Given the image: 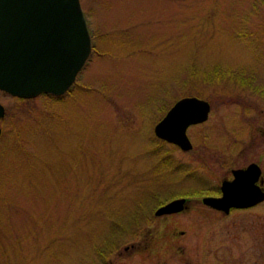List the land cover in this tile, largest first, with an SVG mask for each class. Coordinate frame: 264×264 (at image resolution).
Masks as SVG:
<instances>
[{
	"label": "rangeland",
	"instance_id": "obj_1",
	"mask_svg": "<svg viewBox=\"0 0 264 264\" xmlns=\"http://www.w3.org/2000/svg\"><path fill=\"white\" fill-rule=\"evenodd\" d=\"M79 2L93 50L65 93L0 90V264H264V200L221 217L152 206L211 186L237 149L264 176V0ZM189 94L210 110L182 152L152 127Z\"/></svg>",
	"mask_w": 264,
	"mask_h": 264
},
{
	"label": "water",
	"instance_id": "obj_2",
	"mask_svg": "<svg viewBox=\"0 0 264 264\" xmlns=\"http://www.w3.org/2000/svg\"><path fill=\"white\" fill-rule=\"evenodd\" d=\"M91 49L90 32L79 0H0V90L19 98L41 93L63 94L83 66ZM209 103L196 95L172 102L153 124L156 137L187 149L188 124L206 118ZM4 113L0 103V117ZM259 173L255 162L233 170L221 185V196L207 199L226 210L259 201L261 190L253 184ZM183 198L171 199L154 213L178 210Z\"/></svg>",
	"mask_w": 264,
	"mask_h": 264
},
{
	"label": "flooded vegetation",
	"instance_id": "obj_3",
	"mask_svg": "<svg viewBox=\"0 0 264 264\" xmlns=\"http://www.w3.org/2000/svg\"><path fill=\"white\" fill-rule=\"evenodd\" d=\"M196 96H198V95H196ZM198 97H200V96H198ZM176 98H174L172 100V102ZM201 98H204V97H201ZM204 99H206V98H204ZM206 100L209 103V110H210V102H209L208 99H206ZM209 110H208V112H209ZM207 116H208V113H207ZM204 120H202V121H204ZM202 121L195 122V123H190V124L187 125L186 128H188L190 126H194L195 124L201 123ZM262 133L264 135V130L262 131ZM186 135H187V137H188V139H189V141L191 143V146L189 148H187V149H182L177 144L172 143V142H169V141H166V140H164L162 138L157 137V139H160L162 141H165L167 143H170V144L174 145L175 149L178 148L180 151L183 152V151H189V149L193 148L192 147L193 146V143H192V141H191V139L189 137L190 135L188 136L187 133H186ZM228 153H230V152H228ZM231 160H232V164L233 165L232 166H229L227 168L228 170H226V174H223V176H221L220 178H218V181H216L215 183H213L211 186H209L208 188L205 187L203 191L202 190L196 191V189H194L189 194L188 193H185V194H178V195L171 194L170 196L167 195L168 196L167 199H163V200L160 199V201H158L156 203V205H154V207H153V213H154L155 208H157L159 205H162L163 203H165V202H167V201H169L171 199H174V198H183V201L181 203L182 206H181L180 209L174 210V211H170V212H162V213H158V214H155L154 213V215L155 216H157V215L163 216V215H167V214H171V213L184 212L187 209V207L189 206L190 201L193 200V199L198 200L200 202V204L203 205L207 210L215 212L217 214L216 217H221V215L222 216H226V215H228V213H230V212H232L233 210H236V209H243V208H247V207H253L254 205H257L258 203H260L261 201H263L264 200V176H263V172H262V166H260L258 164V162L256 160H254V159L253 160H248L245 164L244 163L238 164V149H237V151L235 153V157L234 158L232 157ZM250 162H255L258 165V167H259V173H258V175L256 176V178L253 181V184L256 185L261 190V192H262V198L259 201H256V202H254L252 204H248V205H244V206H233V205H231L226 210H223V209L214 207L209 202L206 201L207 199H212V198H216V197L221 196V191H222L221 185H222V183L224 181H227V180L232 179V177H233V170L234 169H238V168H243V167H245ZM193 169H195V168H193ZM189 178H190V180L192 179V180L196 181L197 182V185L200 186V187L204 185V183H202L205 180L204 178L203 179L202 178H193L192 176H190ZM202 211H203V213L206 216H210V214L206 213V210H202ZM211 217H213V216H211ZM179 231L182 232L181 229ZM173 237H172V240H173ZM182 262H183V264H197V262H198V264H201L200 259H194V258H192V259H183Z\"/></svg>",
	"mask_w": 264,
	"mask_h": 264
},
{
	"label": "trees",
	"instance_id": "obj_4",
	"mask_svg": "<svg viewBox=\"0 0 264 264\" xmlns=\"http://www.w3.org/2000/svg\"><path fill=\"white\" fill-rule=\"evenodd\" d=\"M240 34V33H239ZM237 35H238V33H237ZM242 35V34H241ZM217 67V66H216ZM223 69H220L219 71H215V72H213V74L212 73H209V74H207L206 76H204V80H206V81H210L212 78H213V76L212 75H216V77L217 76H220V77H222V78H226V77H228L227 75H229L230 73H229V71H226V70H223ZM245 82H247V81H245ZM248 84H250V82H248ZM45 96H47V97H51V98H59V97H61L63 94H61V95H53V94H48V93H43ZM178 97V96H177ZM169 105V104H168ZM168 105H163L161 108V111H160V116L162 115V113L165 111V109L167 108V106ZM149 193H151V195L148 197V199H149V201L151 200V199H153V198H155V197H157V193H158V191L156 192V191H150ZM138 198V197H137ZM158 198V197H157ZM158 201H160V199H157L156 200V202L152 205L153 207H154V205H156V203L158 202ZM143 203L142 202H140L139 200H135V201H133V205L131 206V208H133V209H135L137 212H139V216H141V217H143V214H146L150 209H146V207H142L143 205H142ZM142 208H143V210H142ZM131 210L129 209V212H130ZM131 213V212H130ZM129 213V214H130ZM128 214V215H129ZM127 217H129V216H127ZM149 217V214L147 215V217H146V219ZM129 219H130V221L133 219L132 217H129ZM117 223V222H116ZM124 229V228H123ZM122 228H121V230H123ZM126 229H128V228H126ZM125 229V230H126ZM113 231H110L109 233H108V235L109 234H113L112 233ZM115 233V232H114ZM121 234H122V232H121ZM121 234H119V233H117V237H119ZM114 235H116V234H114ZM114 237H116V236H113V237H111V238H108L109 239V241H114L113 239H114ZM113 244V243H112ZM112 244H110V245H108L107 247H112ZM97 246V245H96ZM98 248V247H97ZM104 250V249H103Z\"/></svg>",
	"mask_w": 264,
	"mask_h": 264
}]
</instances>
